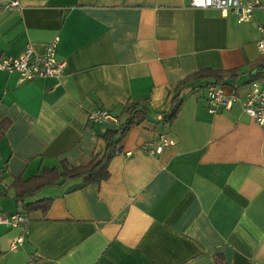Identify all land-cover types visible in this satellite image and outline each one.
I'll return each mask as SVG.
<instances>
[{
  "label": "crops",
  "instance_id": "1",
  "mask_svg": "<svg viewBox=\"0 0 264 264\" xmlns=\"http://www.w3.org/2000/svg\"><path fill=\"white\" fill-rule=\"evenodd\" d=\"M0 0V57L58 38L59 77L19 81L0 70V264H264V125L241 100L256 74L264 11L249 20L192 8L188 0ZM236 99L207 111L210 76L233 70ZM220 83V84H221ZM178 95L168 124L158 120ZM143 100L147 119L131 125L98 184L83 177L46 185L20 201L13 178L89 161L104 134ZM110 117L91 123V109ZM165 134L157 154L146 141Z\"/></svg>",
  "mask_w": 264,
  "mask_h": 264
},
{
  "label": "built area",
  "instance_id": "2",
  "mask_svg": "<svg viewBox=\"0 0 264 264\" xmlns=\"http://www.w3.org/2000/svg\"><path fill=\"white\" fill-rule=\"evenodd\" d=\"M189 7L192 8H211L217 10L220 16L232 14L237 22L249 20L252 16V10L260 9L264 11V0H188ZM12 5H18L17 0L11 1ZM58 38L46 43L40 53H36L29 45L16 56H1L0 70L14 72L18 74L19 81H28L41 77H59L64 68V62L56 57V44ZM256 48L260 55L264 54V25L259 26V37L256 41ZM234 86L230 85L225 90L224 85L220 83H209L206 86L205 100L207 111L213 113L219 106L230 108V104L236 99ZM241 100L244 112L259 125H264V83L255 80L250 83V90ZM109 113L102 108L91 109L88 119L95 123L105 118H109ZM160 119V118H159ZM171 142L165 134H159L157 141H146L145 149L157 154L162 145ZM27 215L22 212H13L6 215H0V224L7 226H22L23 233L14 236L8 243L10 249L16 248L23 241V236L28 230ZM28 264H32L29 260Z\"/></svg>",
  "mask_w": 264,
  "mask_h": 264
},
{
  "label": "trees",
  "instance_id": "3",
  "mask_svg": "<svg viewBox=\"0 0 264 264\" xmlns=\"http://www.w3.org/2000/svg\"><path fill=\"white\" fill-rule=\"evenodd\" d=\"M256 74L252 77L257 76L258 73L264 72V54L261 55L258 62L256 63ZM198 78L202 76H210L215 82H223L227 77L236 76V69L233 70H213V71H197L192 73ZM222 84V83H221ZM180 98L178 95L173 96L170 99V106L165 110L160 119V123L168 124L174 119L179 106ZM143 100H137L125 104L122 109L126 114V117L122 122L114 129L107 131L103 136L106 141L105 151L102 154H95L89 161L79 164H70L65 160H61L58 167L45 168L40 174L32 175L22 179L18 177L13 178L11 186L14 188L15 198L23 201L26 197L32 195L40 188L46 185L61 184L67 180L83 177L84 182L99 183L102 180L107 179L108 161H110L113 153L119 151L118 144L131 125L139 124L142 120L147 119L148 108ZM6 123H0V136L3 133L4 125ZM2 194L0 190V195Z\"/></svg>",
  "mask_w": 264,
  "mask_h": 264
}]
</instances>
